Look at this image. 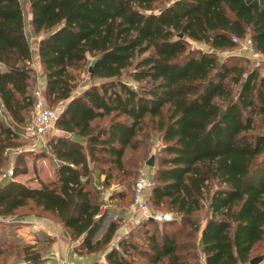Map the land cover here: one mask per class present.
<instances>
[{
  "label": "trees",
  "instance_id": "trees-1",
  "mask_svg": "<svg viewBox=\"0 0 264 264\" xmlns=\"http://www.w3.org/2000/svg\"><path fill=\"white\" fill-rule=\"evenodd\" d=\"M26 1L38 35L33 48L20 1L0 0V108L24 123L41 77L47 103L62 104L54 122L60 133L27 151L56 160L53 177L37 185L15 178L25 171L17 154L12 174L0 178V216L29 205L48 213L86 264H198V253L202 264H249L264 241V130L255 124L264 127V65L259 72L243 55L219 59L189 41L225 50L236 47L233 38H250L264 54V0ZM85 66L89 82L76 92ZM150 132L162 143L146 199L171 219L146 221L109 246L128 192L99 189L93 171L104 174V188L111 180L126 185L136 171L125 151L139 149L138 134ZM18 138L0 116V173ZM103 200L120 209L107 207L115 218L95 237ZM37 234L39 241L25 245L0 235V264H38L39 256L25 257L38 242L48 255L54 238Z\"/></svg>",
  "mask_w": 264,
  "mask_h": 264
},
{
  "label": "rangeland",
  "instance_id": "rangeland-1",
  "mask_svg": "<svg viewBox=\"0 0 264 264\" xmlns=\"http://www.w3.org/2000/svg\"><path fill=\"white\" fill-rule=\"evenodd\" d=\"M21 3V7L23 10V18H24V25H25V31L28 34L29 42L31 47L33 48L35 45V41L37 40L38 35H35L30 27L28 26L27 20L29 17V8H28V3L26 0H19ZM189 47L190 48H200L202 50H208L211 52H214L219 59H223L225 56L229 55H240L236 51V47L232 49H225V50H216V49H211L208 47L207 44L202 43V42H195V41H189ZM249 61H247L246 65L247 67H259V72L262 71V66L264 65V56L260 55L257 58H248ZM124 80L128 81L132 85H136V82H133L127 77H123ZM38 79H36L34 88L36 86V82ZM79 82L80 85L78 86L76 92H80L81 89L86 86L89 82L87 71H86V66L82 71L79 73ZM237 87H235L234 92H236ZM50 106L53 108H61L62 104L57 102V103H50ZM0 116L3 118L4 121L9 124L12 129L17 131L19 133V138L16 140L18 145L15 147H10L5 150V160L4 164L1 167V171L7 170L9 168L13 169V165L15 163L17 154H21L24 157V162H23V167H25V171L17 174L15 176L16 179H19L23 182H26L30 185H37L38 181L40 178L48 177L51 178L53 177V170L56 166V160L51 157L48 153H46L43 156H40L39 154H28L27 151L31 150L30 145L33 142V134H32V129H33V115H32V109H29V112L26 114L25 121L24 123H18L14 124L11 122V120L8 118L7 115L4 114V112L0 108ZM107 120H99L97 123L99 124H104L106 123ZM255 124L257 129L259 130H264V127L258 124V120H255ZM59 132V129L56 128V126L53 124V126L50 128L49 133H48V138L57 135ZM138 140L140 141L139 149L137 150H131L127 149L125 151V158H129L130 162L127 164L128 167H131L133 171H136L135 175H132L125 180L127 181L126 185H122L118 180L114 181L111 180V183L107 185L105 188L102 187L100 184L104 179V174H99L97 168L95 167V170L93 171L94 176H93V181L94 184L99 188L102 189L103 191L106 192H113V191H118V190H124L128 192V197L126 202L123 204V210L125 211L122 215V219L120 221L119 227H123L125 230V233H136V230L138 227L143 226L144 223H136L133 220L129 218L128 213H126V208L130 202V197H131V190L134 181L137 179V177L140 175L142 171H149L150 172V166L146 164V161L152 157L153 159V164H156V157L158 156L159 153V148L161 146V141L159 140L157 134L155 132H150L147 134H138L137 136ZM41 149V147H39ZM36 148V151H39L40 149ZM47 149V148H45ZM106 200H103L106 207H110L113 210H119L115 204L113 203H108L105 202ZM152 209L162 211V212H169V210H166L164 207L159 206V207H153L151 206ZM27 214L30 216H35L36 214H40L42 216L46 217H36V218H45V219H50L48 217V213L41 212L40 209L35 208L32 205L26 206L19 208L13 215L11 216H0V235L1 237H4L3 241L5 242L6 240L9 242H15L19 243L21 245H25L28 242H31L33 240H40V235L37 234V232L33 231L31 228H29L27 225L22 224L21 220L24 218L22 215ZM206 208L203 207L200 212L197 213L198 215V221L199 224H203L204 220L206 218ZM52 220V219H51ZM162 224H157V227L160 228ZM103 225L101 226L102 229ZM174 227H172L173 229ZM99 229V231L101 230ZM105 230V229H104ZM103 230V231H104ZM99 231L96 233L98 234ZM102 231V232H103ZM102 234V233H101ZM100 234V235H101ZM99 235V236H100ZM197 235L195 236V238ZM39 238V239H38ZM68 238V237H67ZM42 239V238H41ZM184 237L179 238L180 241H183ZM2 241V242H3ZM45 247H40V242H38L35 246L33 251L36 253H39V260L38 264H55V262L49 257V254H45L46 250ZM50 251V248H49ZM264 252V241H262L256 248L255 252L251 254V257H254L256 255H259L260 253ZM13 257L7 258V263L11 261ZM99 260H100V254H99ZM198 264H202V255L198 253ZM101 261V260H100ZM248 264V263H246ZM257 264H264V259L261 260Z\"/></svg>",
  "mask_w": 264,
  "mask_h": 264
},
{
  "label": "built area",
  "instance_id": "built-area-1",
  "mask_svg": "<svg viewBox=\"0 0 264 264\" xmlns=\"http://www.w3.org/2000/svg\"><path fill=\"white\" fill-rule=\"evenodd\" d=\"M236 42V51L238 54L243 55L247 58H257L261 54L258 53L254 47L250 38L237 39L233 38ZM43 80H37L36 86L33 89V100H32V115H33V142L30 145V149H36L44 145L47 140V135L50 128L58 116V109L51 107L43 93ZM12 174V168L4 170L0 173V178L9 177ZM151 183V174L149 171H142L137 179L134 181L132 186V197L126 208L129 218L136 223H145L146 221L163 222L171 219L169 212H162L152 207L147 202V190ZM105 218L103 221V227L95 237H98L107 226L110 219L115 218V212L107 210L105 204H101L99 211L96 216H100L103 213ZM22 224L27 225L35 232H43L54 239H58L61 236H67L66 232L51 219L44 218H23ZM125 232L121 229L115 231V238L111 240L109 246H115L116 239L124 235ZM76 257V256H75ZM100 260H104L103 254L100 255ZM55 264H86V262H77L75 258H59Z\"/></svg>",
  "mask_w": 264,
  "mask_h": 264
},
{
  "label": "crops",
  "instance_id": "crops-1",
  "mask_svg": "<svg viewBox=\"0 0 264 264\" xmlns=\"http://www.w3.org/2000/svg\"><path fill=\"white\" fill-rule=\"evenodd\" d=\"M28 20H29V17H28ZM28 20H27V23H28ZM34 43H36V41ZM262 55L264 56V54H262ZM31 64L35 70L39 69L38 56H37L36 50L33 51ZM37 79L42 80L41 77H39ZM47 138H48V136H47ZM119 229H121L125 232L123 227H119ZM38 233H43V232H38ZM43 234H45V233H43ZM45 235H47V234H45ZM48 254H49V257L55 263L58 261L59 258H71V257H73L76 259L77 262H86V259H87L86 256H81L71 249L67 236H61L58 239H54V241L50 245V251Z\"/></svg>",
  "mask_w": 264,
  "mask_h": 264
},
{
  "label": "water",
  "instance_id": "water-1",
  "mask_svg": "<svg viewBox=\"0 0 264 264\" xmlns=\"http://www.w3.org/2000/svg\"><path fill=\"white\" fill-rule=\"evenodd\" d=\"M72 139L74 140H80V137L76 134H73L72 135ZM146 164L151 166L153 164V159L152 157H150L147 161H146ZM39 256V253H34L33 255H29V256H26L25 257V260H28L30 258H35V257H38ZM262 259V256H256V257H253L249 260V264H256L258 263L260 260Z\"/></svg>",
  "mask_w": 264,
  "mask_h": 264
}]
</instances>
